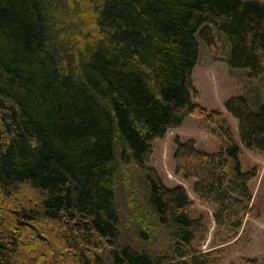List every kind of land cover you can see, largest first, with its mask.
I'll return each mask as SVG.
<instances>
[{"label": "trees", "instance_id": "1", "mask_svg": "<svg viewBox=\"0 0 264 264\" xmlns=\"http://www.w3.org/2000/svg\"><path fill=\"white\" fill-rule=\"evenodd\" d=\"M214 33L230 68L264 74V0H0V264H218L193 246L186 190L149 164L195 116L220 147L175 139L174 172L216 224L250 212L259 168L242 172L223 114L192 101L197 38L212 47ZM224 106L264 153V103Z\"/></svg>", "mask_w": 264, "mask_h": 264}, {"label": "rangeland", "instance_id": "2", "mask_svg": "<svg viewBox=\"0 0 264 264\" xmlns=\"http://www.w3.org/2000/svg\"><path fill=\"white\" fill-rule=\"evenodd\" d=\"M212 40L214 44L209 47L197 38L198 57L191 76L197 98L192 97V101L206 110L223 114L240 148V170L245 172L254 166L259 168L258 176L249 184L252 192L250 212L239 226H233L232 221L227 219L222 224H216L214 207L199 200L192 190L193 180L183 179L174 172L172 154L175 139L193 140L197 149L206 152H215L220 147L218 141L208 134L205 124L195 116H187L179 128L168 130L162 139L155 142L149 164L166 188L182 186L193 201L191 216L202 219V231L195 236L193 246L198 244L201 251L216 253L218 264H243L244 259H256L259 264H264V153L243 147L238 122L224 106L229 98L242 96L252 109H257L264 103V74L251 77L248 69L230 68L227 40L217 33L213 34ZM229 163L226 172L231 176V168L235 164L233 160ZM122 184L123 179H120L116 196L118 207L123 195Z\"/></svg>", "mask_w": 264, "mask_h": 264}]
</instances>
